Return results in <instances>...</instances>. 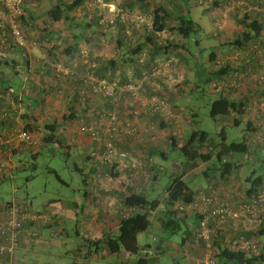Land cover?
I'll return each instance as SVG.
<instances>
[{
  "label": "trees",
  "instance_id": "trees-1",
  "mask_svg": "<svg viewBox=\"0 0 264 264\" xmlns=\"http://www.w3.org/2000/svg\"><path fill=\"white\" fill-rule=\"evenodd\" d=\"M73 1L62 2L61 0H57L56 4L48 12L47 18L49 21L58 25L66 23V26H63L64 29L71 30L70 23L72 18L68 14L78 6V3L76 4ZM88 1L92 2L90 6L96 12L91 15L93 11L91 13L88 10V13L86 11L93 19H90L91 23L87 22L83 26V29L87 31L83 42L85 41V44L92 45V47L100 50L105 41L106 45L113 46L112 52L116 57H96L94 59L96 66L87 60V64L90 65L85 68L91 70H89V75L86 74L85 76L89 78L82 79L83 82L79 81L78 85L75 83L78 90L77 92L73 91L75 92L74 98H82L85 101L83 105L89 104L91 98H96V103L99 101L104 104V108L97 111H94L96 109L94 106L93 110L88 112L86 116L88 118L92 115L93 118L97 119V123L100 119L109 121L111 115L108 112L122 111L121 103L124 107L126 106L127 110L126 104L131 105V113L133 110L137 112L138 109L133 105L134 102L130 101L132 100L133 92L121 89L132 84L139 85L138 90L140 92L146 89L145 100L149 102L153 98H156L154 99L155 101L163 103L165 111H163L162 107H155L148 103L147 106L145 105L144 108L139 110L137 115L146 116L152 120L149 123L150 129H158L162 132L163 137L165 136L163 144H161L163 145L160 148L161 150L159 153L156 151V154H159L158 157L164 160L165 163L170 159L171 152L174 151L177 157L169 161L171 172L168 173V177L164 181L165 183L160 186L165 194V199L161 203L163 209L157 210L153 206L154 203L149 197L148 191H146V195L130 194L124 197L122 201L123 206L134 208L135 213L118 222L117 234L114 237H108L103 241H87L84 247L85 251L81 256L83 264H86L85 262L91 258L92 252L98 249L97 246L99 244H102L99 246L101 249L105 245H114L129 256H136L137 260L135 264H149L155 256H158L162 252L163 249L160 243H162L163 239L157 234L155 238L159 240V244L154 243L153 247L150 245L139 247L136 245V236L146 232L151 226L152 220H155L163 230L176 232L182 227L183 237L181 238V245L185 250H188L189 245H191L190 243H193L192 237L195 235V230L199 228V222L202 219V213L198 211L202 198L209 199L215 197L217 199L216 202L207 205V208H212L217 203H225L231 199L248 202L260 190H264V109H255V105L251 102L253 99H264V86L257 84L255 88H251L248 82L249 75L251 71L257 69L250 70L245 68L250 67L254 56L242 54L245 50L244 48H247L250 43L254 42L264 29V21L260 17L261 14L264 17V13L250 12L242 15L240 19L237 18L236 21L241 30L239 34H236L228 42L231 50L229 49L226 53L222 54L211 52L207 57L209 66L205 70L204 75L206 83H208V93L214 96L207 105L208 116L214 121L219 120L216 132L220 140H214L208 132L197 128V122L194 119L195 113L188 106H184L178 102L182 89L187 84V80L184 78V81L173 86L174 89L167 91L165 84L160 82L154 75L163 63L172 68L186 65L182 56L187 50L181 40L187 39L191 34H195L200 30L199 26L187 16V6L185 5L181 8V0L178 3L174 0H102L106 4H115L117 9L124 12L132 9H137L139 14H141L140 12H144L146 18L150 19V24H142L138 27V24L135 22L123 21L121 13H116L111 23L101 22L102 14H99V6L93 3L95 0ZM219 1L214 0L208 4L212 9L211 12L220 8V5L218 6ZM203 3L205 2L201 1L199 5ZM212 19L215 20V18ZM16 24L18 29L25 34L22 21L18 20ZM63 27H61V30ZM0 29H2V33L10 45L9 47L24 51L12 39L9 24L0 25ZM43 30L46 31V27ZM71 32L74 37L71 38L72 41L68 40L70 47L66 49L68 50L67 53L75 51L77 42L81 40L82 36L73 31ZM109 32L114 33V35H111ZM46 33L52 32L47 30ZM101 38L105 40L101 42ZM45 44L48 43L46 42ZM229 55H236L237 57L234 60L225 59ZM86 57L89 58L91 56ZM89 59L91 60L92 57ZM1 65L6 67L8 60L0 57ZM99 66L103 72H101ZM1 70L0 95H9L13 99H18L20 94H23L20 91L21 88L17 84L9 83L10 81H7L3 77ZM101 81L116 84L112 96H106L100 92H92V85L89 82L96 85ZM65 85L70 86V83L66 81ZM190 89L197 90L198 86L194 85ZM242 90L245 94H243ZM123 100L126 101V104L123 103ZM107 106H111L113 111L108 110ZM24 108L23 113H20L19 116V125L13 126V110L11 112L8 111V117L0 118V128L6 126L8 129L12 126L11 128L15 129L14 132H16L14 136L15 142L19 144L18 147L5 144V139L0 137V156L5 159L16 155V157H20L14 162L15 166L12 169L9 170L8 167L6 170L9 171L0 176V182L13 180V173L17 172L18 167L21 168L19 163L23 156H28L30 162L35 160L38 149L41 146L56 144L64 152V141L58 135L60 131H56L59 128L58 124L38 127L34 121V114L31 112L32 106ZM26 108L31 109L28 111ZM71 108L70 115L68 114L69 118L75 115ZM166 111L169 112L170 116L165 113ZM173 116H180L182 120L176 121ZM117 120L122 124L125 123L121 119ZM242 122L245 134L243 140L239 143H226L225 134L222 132L224 128L228 126L236 127ZM92 123L87 122L81 126L94 127ZM110 127L115 129L114 131H111L112 129L109 130L106 140H109L113 144V149L115 150L117 149L115 136L119 134L114 132L118 130L119 126H117V123L113 124L111 122ZM19 132L27 134L29 140L18 141L16 137ZM39 134H42L40 139L37 138ZM99 137L100 130L98 139ZM90 139L92 142H97L98 140L96 138ZM102 145L106 150L104 142ZM66 148V151H68L69 146H66ZM156 154L154 153L153 155L155 156ZM151 159V157H148L146 160V173L150 177L149 183L153 185L159 184L160 178L156 179L158 175L156 173L153 174ZM246 161L256 162L260 171L258 175L252 178L248 185H242L236 179L238 178L239 170L246 164ZM34 167L35 165L32 164V168ZM1 169L2 167H0V173ZM74 171L81 174L82 179L87 178L89 175L87 174L88 172L84 175L82 169L77 166H74ZM254 173L255 171L253 170L250 175ZM197 180L202 181L204 185H200L197 182L198 184L194 185V189H191L189 182H196ZM11 202L20 204L24 211L34 213V211L28 208L27 203L21 200L0 201V203L6 204H11ZM179 207H182V210H179ZM50 220H53V218L51 217ZM255 225V229L238 234V238L241 240L256 239L261 245V251L258 256L250 257L243 253L223 249L221 251L218 250L214 254L216 262L218 264H264V241L259 240L261 237H264V216H261L258 225ZM29 226V222L23 223V229L29 228ZM36 226L38 230V225ZM34 238H30L26 242H30ZM215 239L216 237L213 240ZM106 248L108 249V247ZM106 248L105 250H107ZM146 249L151 250L153 255L147 257L140 253Z\"/></svg>",
  "mask_w": 264,
  "mask_h": 264
},
{
  "label": "crops",
  "instance_id": "crops-1",
  "mask_svg": "<svg viewBox=\"0 0 264 264\" xmlns=\"http://www.w3.org/2000/svg\"><path fill=\"white\" fill-rule=\"evenodd\" d=\"M61 1L71 2L73 0ZM56 2L57 0H0V25L8 24V21L11 19L10 17L17 22L21 20L28 40L35 42L34 45H29L24 51L13 49L9 47L10 45L7 43L2 29H0V57L8 60V65L6 67L1 65L0 69H2L3 77L7 81L9 80V83L17 84L21 88L20 91L23 92L18 99H13L9 95H0V118L8 117V111L11 112L13 110V126L19 125V116L20 113H23V108L32 106L31 112L34 114V121L38 127L58 124L59 128L56 131H60L58 135L64 141L63 149L66 150V146H79L83 152L86 150L84 152V160L89 166V170L87 169L88 173L86 172L89 175L87 178L81 179L83 187L74 192L73 202L65 204L61 203V200L50 199L47 200L46 204H41L39 208H33L31 203L27 204L30 210L44 212L50 218L52 217L53 220H50L46 227L44 225V228L39 224V229H36L39 236L37 235L30 242L20 244L15 252L18 260L14 261V264H22V259L27 254L33 253L35 249L41 247L49 248L62 244L59 238L62 235L68 237L69 233L75 237L72 245L73 248L68 252L72 264L76 259H82L81 255L85 251L84 247L87 241H103L108 237H114L117 234L118 222L124 217L135 213L134 208L123 206L122 201L124 197L130 194L146 195V191H148V195L154 203L153 206L157 210L163 209L161 203L165 199V194L160 187L161 185L149 183L150 177L146 173V160L148 157L152 158L153 174L156 173L158 175L156 179L160 178L161 171H164L163 164H165V161L158 157L159 154H156V151L159 153L161 150L160 148L163 146L161 144H163L165 136L163 137L162 132L158 129H150L151 126L149 123L152 120L146 116H138L134 110L131 113L132 106L126 104L124 102L125 100H123V103L127 105L128 110L121 103L122 111L108 112L110 115L116 117L114 120L118 125L122 123L117 119L125 122L121 126L127 125V121L129 120H132V122L137 121L136 119L138 118L144 120V124L138 121L140 125L137 126L129 121L132 124L129 125V128L134 129L133 134L127 135L115 132L119 134L115 136L117 149H115L114 156L111 159L106 158V150L102 145L110 130L111 120H103L100 137L97 142H92L87 135L79 131V127L87 122H93L92 124L95 126L97 119L93 118L92 115L88 118L86 117L88 112L93 110L94 106L96 107L94 111L104 108V104L99 101L96 103V98H91L90 103L86 105H83L85 101L82 98H74L75 92L73 91L77 92L78 89L76 86L79 81L83 82L82 79L89 78L85 76L86 74L89 75V70H91L85 68L90 65L87 64V60L96 66V62L94 61L96 57L115 58L116 55L112 52L113 46L106 45L105 41L100 50L92 47V45L85 44V41L83 42L85 34L87 33L86 29H83V26L87 22L91 23V15L96 12L90 6L92 2L88 0L73 1L76 4L78 3V6L68 14L72 18L70 23L71 30L64 29L63 26H66V23L54 24L47 18L48 12ZM45 3L49 4L50 7L42 15H37L35 10L39 9ZM87 10L90 13L93 11L91 15L87 14ZM98 11L99 14L106 15L110 18L113 17L112 13L108 14L106 9H98ZM137 11V9L127 10V13L130 16L137 14L144 17L145 20L149 19L146 18L144 12H140L141 14H139ZM234 17L233 14L230 15L228 18L229 21H227L228 25L231 28H235L233 26L236 24V28L241 30ZM45 27L46 31L48 30L52 33L47 34L43 30ZM61 27H63V31ZM73 30L79 31L77 33L78 35H82L81 40H78L75 51H69L67 53L68 50L66 49L70 47L68 40L72 41L71 38L74 37L71 32ZM110 34L114 35V33ZM103 38L100 39L101 42L105 40ZM46 42L48 44H45ZM103 49L108 51L107 54L100 53ZM86 56H91L92 59L90 60L89 58L91 57L88 58ZM99 69H101L100 66ZM101 72H103L102 69ZM66 81L70 83V86L65 85ZM165 89L171 91V89H168V86ZM145 90L141 91L138 96L143 100H145L146 96ZM242 92L245 94L243 90ZM253 100L251 101L252 104ZM70 108L75 115L69 118ZM107 109L113 111L111 106H107ZM173 117L176 121L182 120L180 116V119H178V116ZM11 127L7 129L6 126H2L0 128V137L5 139V144L18 147L19 144H16L14 139L16 134L14 132L15 129ZM41 136L42 134H39L37 138L40 139ZM154 153L156 154L155 156L153 155ZM16 156L9 159L0 156V167H2L0 176L15 166L14 162L20 158ZM8 167L9 170H6ZM201 182L198 181L200 185H204ZM24 203L26 202L24 201ZM203 207H205V204L201 203L199 210ZM68 219L71 220L70 227L66 225V220ZM256 224L258 225V223ZM248 226L251 229L256 228V225L252 226L249 224ZM249 231L251 230L247 229L243 222H240L239 225L237 224L235 231H233L230 223L226 222L214 234L216 239L213 240V244L222 246L226 239L230 237L238 238V234ZM58 234L60 235L59 238L56 237ZM138 235L136 236L137 246H139L137 244ZM152 240L154 243L159 244L157 238H153ZM160 244L163 249V241ZM190 244H188L189 249L187 250L188 260H194L195 264H200V258L204 253V242L201 241L200 243L199 241ZM101 245L99 244V246ZM99 246H97L98 249L95 253L100 249ZM104 247L106 248L107 245ZM104 247L102 248L103 250L105 249ZM96 259V257L91 256L88 261L90 262V260ZM87 262L85 263L89 264Z\"/></svg>",
  "mask_w": 264,
  "mask_h": 264
},
{
  "label": "rangeland",
  "instance_id": "rangeland-1",
  "mask_svg": "<svg viewBox=\"0 0 264 264\" xmlns=\"http://www.w3.org/2000/svg\"><path fill=\"white\" fill-rule=\"evenodd\" d=\"M174 1L178 3L179 0ZM186 1H180L181 8L185 5L187 6V16L200 28L197 33L191 34L187 39L181 40L187 50L182 56L186 65L183 64L185 67L172 68L166 66V63H163L161 64L160 70L155 72L154 75L160 82L168 86V89H174L173 86L179 84L185 78L187 84L186 86L184 85L182 93L180 94L181 96L178 99L179 104L188 106L189 109L195 113L194 119L197 122V128L208 132L214 140H220L216 132L219 120L214 121L208 116L207 105L214 96L208 93V83H206L204 72L209 66L207 62L208 55L211 52L222 54L226 53L229 49L231 50L228 42L236 34H239L240 30L236 28V24H233L235 29L231 28L228 22H225L221 25L220 30L217 31L211 15L214 11L211 12L212 9L208 4L203 3L199 5L198 0ZM48 7H50V5L45 3L39 9H36L35 12L37 15H42ZM136 15L137 14L131 15L130 19L135 21L134 18ZM140 25L141 24H138V27H140ZM73 32L79 33V31L75 30H73ZM107 52V50L103 49L100 53L107 54ZM199 70H201L200 73ZM194 85L198 86L197 90L190 89ZM133 92L134 94L136 93V88ZM139 93L140 91H138L137 95H133L134 97H132V101L138 109L136 112L137 114L139 110L144 108L145 103L147 106L148 103L151 104L153 100L156 99L153 98L148 102V100L139 98ZM124 102L126 103V101ZM163 111H165L164 107ZM165 113L169 114L168 111ZM178 119H180L179 116ZM136 120L137 121L133 122L132 120L129 121L135 126L140 125L139 122L144 124L142 118ZM129 121H127V125H120L121 127H119L117 131L121 129L125 134H133L134 129L129 128V125H132ZM109 129L112 128L109 127ZM222 132L225 134L226 143H239L243 140L245 135L244 124L242 122L236 127H225ZM59 147L60 146L56 144L41 146L38 149L36 159L31 162L28 156H23L19 163L21 168L18 167L17 172L13 173V180L0 182V201L5 202L11 201L12 199L21 200L23 202L25 201L27 204L31 203L33 208H39L41 204H46L47 200L50 199H58L61 200V203L65 204L73 202L74 192L83 187L81 183L82 176L74 171V166H78L82 169V173L84 175L86 174L87 169L89 170V166L84 160V152H86V150L83 152L79 146H76L69 147L68 151H66L67 149H63V152ZM170 154V159L167 163L163 164V169L166 172L161 171L162 174L159 180V185L161 186L165 183L164 181L167 179L168 173L171 172L169 161L177 157L174 151ZM32 164L35 165L34 168H32ZM253 170L255 173L250 175ZM259 171L256 162L246 161V164L239 170L236 181L242 185H248L252 178L259 174ZM198 180L196 182H189V187L194 189V185ZM152 221L149 229L139 234L137 237V244L141 247L146 245L153 247L154 241L152 239L155 238V236L157 237V234L163 239L164 247L162 252L158 256H155L149 264H195L194 260H188L187 250L181 247V238L183 237L182 227L176 232H173L172 230H163L155 220ZM66 225L70 227L71 220H66ZM59 234L56 236L57 238H59ZM59 240L62 244L49 248L41 247L35 249L33 253L27 254L22 259V264H71L68 252L73 248L72 245L75 237L69 233L68 237L62 235ZM259 240L264 241V237H261ZM107 247V250H101L100 248L96 253L95 251L92 252V256L97 259L90 260V262L88 261L89 264L136 263V256H129L125 254L123 250L117 249L114 245ZM17 260L18 258L15 255L14 261Z\"/></svg>",
  "mask_w": 264,
  "mask_h": 264
},
{
  "label": "built area",
  "instance_id": "built-area-1",
  "mask_svg": "<svg viewBox=\"0 0 264 264\" xmlns=\"http://www.w3.org/2000/svg\"><path fill=\"white\" fill-rule=\"evenodd\" d=\"M205 2L206 4H210L214 0H198V4ZM93 3L99 6V9L106 8L108 14L112 13L113 17L116 16V13H121V19L123 21L135 22L137 24H150V19H146L140 15H136L134 20L130 19V15L127 12H123L116 8V5L113 3L106 4L102 2V0H95ZM220 8L213 10L214 13L211 14L212 18H215L214 23L216 29L219 31L221 25L228 21V18L231 14L235 15V19L239 18L242 15H245L250 12L264 13V0H220L218 2V6ZM113 17H107L106 15H102L101 22L105 21L111 23L113 21ZM260 17L264 21V17L261 14ZM11 19L8 21L11 30V37L14 40L15 44L21 49H26L29 45H34L35 42L29 41L24 32L18 29L16 20L10 17ZM249 44V43H248ZM242 54H250L253 58V62L250 67L245 69H257L251 71L249 75V84L251 88H255V85L260 84L264 86V29L257 36L254 42L250 43ZM235 56H226L227 60L236 59ZM160 69L156 70L159 71ZM249 70V71H250ZM92 80V79H90ZM145 80V79H144ZM92 85L93 93H103L106 96H112L113 90L116 88L115 83H107L105 81H101L96 85H93L92 82H89ZM136 88V93L134 94L133 90ZM139 85H127L121 90H128L133 92V95H137ZM80 90V89H79ZM132 95V96H133ZM134 97V96H133ZM253 104L255 105V109L263 108L264 109V99L254 100ZM146 105V103H145ZM144 105V106H145ZM151 105L155 107H162L163 103L159 101H154ZM170 116V114H169ZM115 116H110L111 122L115 123ZM103 120L100 119L94 127H85L80 126L79 131L82 134H87L90 138L98 139V133L101 129ZM120 127V125L117 124ZM115 128H112L111 131H114ZM118 133H123L121 129L117 131ZM115 133V132H114ZM125 134V133H123ZM128 135V133H126ZM17 140L28 141L29 136L23 132H19L17 135ZM106 147V158L114 156L113 144L109 140H104ZM215 197H211L209 199H201V203L205 204L201 210L198 209L199 212L202 213V219L199 222V228L194 229L195 235L192 237V242L201 243L204 242L203 255L200 258V264H218L214 259V254L218 252V250L228 249L233 252L243 253L250 257H256L260 254V243L256 239L249 240H241L240 238L230 237L226 239L222 246L213 244L214 234L216 231L220 229L221 226L226 224V222L230 223L233 231L237 229V224L243 222L244 226L247 229L252 230L248 225L251 224L254 226L256 223L260 221V217L264 216V190H260L252 199L247 201H242L238 199H231L228 202L217 203L212 208H207V205L216 202ZM179 210H182V207H179ZM125 218V217H124ZM29 222V228L23 229V223ZM50 222V216L45 214L44 212H28L22 209V206L16 202H11V204L0 203V263L2 264H14V255L16 249L20 246V244L26 242L28 239L32 237H36L37 231L36 225H46ZM246 224V225H245ZM216 237V236H215ZM140 253L144 256H152L153 252L149 249L142 250ZM83 260L78 258L73 262V264H83Z\"/></svg>",
  "mask_w": 264,
  "mask_h": 264
}]
</instances>
